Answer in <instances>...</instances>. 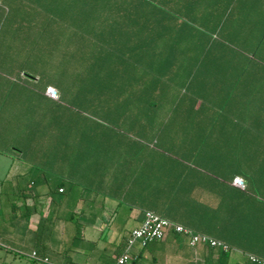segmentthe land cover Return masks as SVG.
Instances as JSON below:
<instances>
[{
	"label": "crops",
	"instance_id": "obj_1",
	"mask_svg": "<svg viewBox=\"0 0 264 264\" xmlns=\"http://www.w3.org/2000/svg\"><path fill=\"white\" fill-rule=\"evenodd\" d=\"M262 38L264 0H1L0 264H116L165 158L179 191L164 218L231 251L170 231L129 264L264 259ZM77 109L104 128L72 132Z\"/></svg>",
	"mask_w": 264,
	"mask_h": 264
},
{
	"label": "trees",
	"instance_id": "obj_2",
	"mask_svg": "<svg viewBox=\"0 0 264 264\" xmlns=\"http://www.w3.org/2000/svg\"><path fill=\"white\" fill-rule=\"evenodd\" d=\"M264 38H262L263 40ZM252 55L257 57L256 60H253V63H251L250 65H248V68H263L264 70V62H261L257 59L260 58V53L259 51H252ZM261 101L263 102L264 104V92L262 93V96H261ZM73 111H76V114L74 115L72 113V116H75L76 119H75V123L72 124L71 126V131L74 132L76 131L77 132V128H78V120L81 119V120H85L86 121V127H87V134L88 136H94V133L96 132V130L99 129H103L104 126H102L98 120H96L95 118V114H94V111L93 110H73ZM127 127L126 126H123V125H118L116 127H113V131L112 133L115 135L117 134V136H127V133L124 132L125 129ZM124 130V131H123ZM111 131L109 130V133ZM117 132V133H116ZM133 133V131H132ZM155 133H153L154 135ZM137 135V134H136ZM156 136H160V132L158 134H155ZM141 136V135H140ZM79 159H81L82 162H86V165H95V158H78V157H71V164L72 166H75L77 168V166L79 165ZM103 160L105 158H100V160ZM84 160V161H83ZM156 160H159V158H155V157H152L151 158V161H152V165L156 163ZM165 160H169L167 162H170L169 165H167V163L163 162L162 163L165 165H163V167H166L165 169H167L168 171L167 172H162L160 173L157 169L155 171H152L150 173V177L152 176V179H151V187L149 189V194L148 196L146 197L149 202H150V205L148 206V209L154 211L156 214L162 216V217H174L175 214L170 211L169 209L173 208L174 206V203L176 201V197H177V194H178V191H179V187L175 188L174 185H175V182H174V179H175V175L177 174L175 169L179 166V162L177 160H170V159H166ZM101 163V162H99ZM166 171V170H165ZM77 175V172L76 173H73L72 172V175H71V178H70V183L72 184H77V179H75V176ZM182 175V173H181ZM180 174H178V176H180L179 178H181ZM160 176H165L167 179L166 181V184H167V187H159V184L160 183H165V179L166 178H160ZM162 182H161V181ZM160 182V183H159ZM63 184L60 185V188L62 187ZM246 190L248 191V193L250 192V195H253L255 194L254 190L253 189H249L248 187L246 188ZM168 234V233H167ZM167 236V235H166ZM209 247V246H208ZM212 248V247H210ZM223 255H228L229 252H224L222 251ZM249 260V259H248ZM251 263V262H250ZM252 264V263H251Z\"/></svg>",
	"mask_w": 264,
	"mask_h": 264
},
{
	"label": "built area",
	"instance_id": "obj_3",
	"mask_svg": "<svg viewBox=\"0 0 264 264\" xmlns=\"http://www.w3.org/2000/svg\"><path fill=\"white\" fill-rule=\"evenodd\" d=\"M47 94L55 99H58L59 97L58 92L53 87L47 89ZM234 184L242 189L246 188L245 181L240 177L235 178ZM170 231L188 236L190 245L193 247L205 245L212 248H219L224 252L231 251V247L223 241L216 240L205 234L195 233L190 228L177 224L154 212L148 211L145 213L141 225L133 230L132 235L128 240V246L123 254L118 257L116 264H129L130 250L136 242H139L143 247H146L151 242L163 240ZM33 255L36 257L37 253L35 252ZM247 257L252 264H264V259L256 255L248 254Z\"/></svg>",
	"mask_w": 264,
	"mask_h": 264
}]
</instances>
